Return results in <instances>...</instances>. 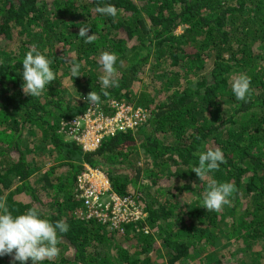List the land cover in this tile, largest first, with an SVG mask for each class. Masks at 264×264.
Returning <instances> with one entry per match:
<instances>
[{"label": "trees", "instance_id": "1", "mask_svg": "<svg viewBox=\"0 0 264 264\" xmlns=\"http://www.w3.org/2000/svg\"><path fill=\"white\" fill-rule=\"evenodd\" d=\"M107 3L116 17L96 11ZM85 26L92 43L78 36ZM32 47L56 75L38 97L22 91ZM104 52L117 56L106 90ZM241 73L248 103L231 91ZM90 91L103 115L115 101L142 118L84 151L62 122L87 112ZM208 148L225 160L200 181L191 167ZM36 153L51 165L42 170ZM140 154L144 164L133 165ZM85 164L143 216L121 229L81 219L75 182ZM212 181L235 186L219 211L200 206ZM0 197L13 215L36 207L69 225L59 255L42 264H264V0H0Z\"/></svg>", "mask_w": 264, "mask_h": 264}, {"label": "clouds", "instance_id": "2", "mask_svg": "<svg viewBox=\"0 0 264 264\" xmlns=\"http://www.w3.org/2000/svg\"><path fill=\"white\" fill-rule=\"evenodd\" d=\"M96 11L110 17H116L118 13V9L111 3L98 6ZM88 31L89 26L80 27L78 36L84 38L85 43H92L96 37L94 34L89 35ZM101 59L104 74L100 76L99 83L101 88L106 90L117 84L114 79L117 56L115 53L104 52ZM51 63L52 61L36 47H32L24 55L21 75L24 94L38 97L45 87L56 79L50 67ZM80 68L81 64H73L71 75L75 77L82 74ZM250 83V77L243 73L231 81V91L237 100L249 102L247 97L250 95ZM103 94L106 96L108 93L104 91ZM83 99L90 106H98L101 102V96L95 91H90ZM224 160L225 156L220 148H208L199 153L198 164L192 166L191 170L203 181L210 172L219 169ZM85 166L87 165H84V169ZM234 191L235 186L231 182L212 181L202 194L200 206L208 211H219L222 206L230 204ZM68 230L69 225L64 220L51 222L36 207L13 215L5 200L0 197V257L10 255L12 264H27L29 260L31 264H42L45 260H53L60 253L58 233H66Z\"/></svg>", "mask_w": 264, "mask_h": 264}, {"label": "built area", "instance_id": "3", "mask_svg": "<svg viewBox=\"0 0 264 264\" xmlns=\"http://www.w3.org/2000/svg\"><path fill=\"white\" fill-rule=\"evenodd\" d=\"M112 106L113 104H111ZM99 109V106L91 105L86 113L62 122L64 133L78 142L84 151L95 150L105 136L112 135L117 130H124L127 127L132 128L142 118L140 111H131L130 108L133 118L130 122L124 123L121 116L114 115L115 112L111 115L112 119H109ZM91 111L94 114L93 123L90 118ZM97 114L99 116H96ZM95 124L96 126H94ZM89 125L93 128V136L84 138L88 133ZM75 184L76 197L79 198V202L82 204L78 212L81 219H95L97 222L107 225L108 228L121 229L124 223L143 216L141 209L132 198L128 196L121 197L111 190L108 177L99 169L85 166V169L77 175Z\"/></svg>", "mask_w": 264, "mask_h": 264}, {"label": "rangeland", "instance_id": "4", "mask_svg": "<svg viewBox=\"0 0 264 264\" xmlns=\"http://www.w3.org/2000/svg\"><path fill=\"white\" fill-rule=\"evenodd\" d=\"M180 31H181V28H178L177 29V33H179ZM64 86L66 87L67 92H69L72 95L74 94L73 89L70 87V84H68V81L64 82ZM112 104H113L112 107L115 108V111H114L115 114L114 115H116L117 117L121 116V118H123L124 123L125 122H130L131 118H133V116L131 115V112H130V108L126 109L127 107L124 105V103L118 104L115 101H113ZM100 110L101 109H99V111ZM92 112L93 111H91L90 114H92ZM99 114H101V113L99 112ZM99 114H97L96 116H99ZM111 115H113V114H111ZM111 115H108L109 119H112ZM90 118H91V122L93 123L94 122V114H92L90 116ZM104 118H106V117H104ZM83 126H85V124H83ZM94 126H96V124ZM92 131H93V128L91 127V125H89L88 126V131H87L88 133L84 136V138L92 137L93 136L92 135ZM45 157L47 158V162L43 161V155H41V153H36V160H38V162L41 164L42 170L44 168L49 167L51 165V163H50L51 161H49L50 159H48L49 155H45ZM135 161H136V163L138 162L137 163L138 165H143L144 164L143 155L140 154L137 157H135L134 160H133V165H134ZM128 169H130V168H128ZM184 197H186V196H184ZM71 254H72V250H70V249L67 250L66 249L65 255L68 257V256H71Z\"/></svg>", "mask_w": 264, "mask_h": 264}]
</instances>
